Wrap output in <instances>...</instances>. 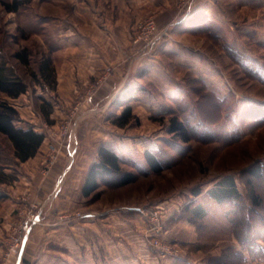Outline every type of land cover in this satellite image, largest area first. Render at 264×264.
I'll return each mask as SVG.
<instances>
[{
	"label": "rangeland",
	"instance_id": "obj_1",
	"mask_svg": "<svg viewBox=\"0 0 264 264\" xmlns=\"http://www.w3.org/2000/svg\"><path fill=\"white\" fill-rule=\"evenodd\" d=\"M11 1L0 0V65L28 86L27 93L9 98L20 113L18 125L35 128L45 139L34 164L22 169L11 143L0 134L4 263L18 260L21 239L25 240L22 257L27 255V231L42 223L40 209L50 206L52 187L71 160L70 148L79 141L63 194L76 190L101 145L115 150L124 159V171L135 173L137 179L125 186L102 183L97 196L82 200L78 216L102 204L138 208L129 217L144 224L150 247L171 252L180 259L178 264H264V252L253 257L242 245L254 238L264 249V176L256 179L249 172L254 165L264 170V0H174L157 17L146 15L137 25L135 39L141 23L148 20L155 21L158 37L152 45L135 43L145 51V67L138 73H122L126 84L120 93L130 91L122 102L130 100L135 116L123 128L116 125L124 108L116 103L120 93L113 103H95L105 92V83L120 72L76 71L81 56L58 54L63 28L74 26L78 31L72 23L60 24L59 1L26 0L17 12H10L4 3ZM65 12L73 14L72 9ZM187 19L190 23L182 27L174 25ZM19 52L28 62L16 56ZM87 54L82 56L88 58ZM47 58L54 68V79L49 81L39 74ZM58 74L77 75L87 82L80 80L85 85L73 95L59 89ZM47 111H51L48 119ZM172 117L189 128V143L168 133ZM146 150L155 152L164 164L161 173L149 170ZM226 175L235 177L244 194L243 205L220 206L206 196ZM249 179L262 197V208L250 209ZM27 186L31 190L26 192ZM197 189L202 191L199 196ZM52 203L57 206L58 199ZM197 203L207 211L201 220L191 213ZM34 215L39 218L35 224ZM169 235L175 239L170 244ZM156 240L158 246L153 245Z\"/></svg>",
	"mask_w": 264,
	"mask_h": 264
},
{
	"label": "crops",
	"instance_id": "obj_2",
	"mask_svg": "<svg viewBox=\"0 0 264 264\" xmlns=\"http://www.w3.org/2000/svg\"><path fill=\"white\" fill-rule=\"evenodd\" d=\"M58 1L63 8L60 24L72 23L78 30L75 31L74 26L63 28L64 34L61 36L64 43L63 47L60 45L57 48L58 54L62 52L63 56H81L78 61L83 62L78 63L76 71L103 72L114 69L121 74L115 75L105 83V92H102L95 102L105 105L113 103L126 84L124 73L129 71L138 73L145 67V51L142 45H137L134 41L138 23L146 15L157 17L162 13L163 7L166 8L174 2V0ZM66 9H72L73 14L65 12ZM188 22L189 19L180 23L174 22V25L181 26ZM70 30H74V33ZM85 44L87 47L83 46ZM164 47L167 48L166 45ZM86 53L89 59L82 56ZM67 67L68 65L63 67L66 72ZM66 77L64 74H58L59 89L66 88L73 95L80 94L78 87L81 90L87 79L83 80L77 75ZM80 80L85 83L81 84ZM79 149L80 143L76 141L70 148V162L57 178L51 195L48 196L50 206L47 209L43 207L40 209L41 215H44L42 223L27 231V255L14 260V264H178L180 259L175 258L171 252H164V249L158 251L150 247L145 237L144 224L129 217V212H136L140 210L138 208L127 206L112 208L102 204V208H94L88 213L77 215L81 210L82 200L87 198L82 191L88 171L98 159L95 158L86 167L76 190L63 194L66 177L74 167ZM34 158L25 162L19 161L22 169L34 164ZM25 190L27 192L31 189L27 186ZM54 199H58L57 206L51 204ZM171 229L173 230V227ZM2 237L0 231V264H6L3 256L5 240ZM173 240L175 239L169 235L166 242L169 241L170 244Z\"/></svg>",
	"mask_w": 264,
	"mask_h": 264
},
{
	"label": "trees",
	"instance_id": "obj_3",
	"mask_svg": "<svg viewBox=\"0 0 264 264\" xmlns=\"http://www.w3.org/2000/svg\"><path fill=\"white\" fill-rule=\"evenodd\" d=\"M25 3L26 0H12L10 3H4V6L10 12H17ZM16 56L28 62L24 53L19 52ZM39 74L48 81L54 79V68L52 67L50 58L42 61L39 67ZM35 76L40 81L39 75L35 74ZM27 91L28 86L23 80L16 77L15 74L4 65H0V93L5 96L0 98V134L9 140L14 150V156L21 162L34 158L38 154L45 139V135L36 131L35 128H24L18 125V122L21 121L20 113L15 105L9 101V98L17 99L22 94L27 93ZM125 93L128 95L130 91L128 92V90H125L120 93L116 99V103L120 102V105L124 107L121 114L116 118V125L122 128L135 118L132 107L128 104L130 100L128 102H122V98L126 95ZM47 105H50V103H47ZM44 114L48 119L51 115V111L44 112ZM168 133L175 137V139L184 143H189L191 141L189 128L177 117H172L170 119ZM144 157L146 165L151 172L158 174L164 170L165 166L155 152L146 150L144 152ZM123 163L124 159L120 157L115 150L106 145H101L98 149V161L94 162L88 171L83 186V195L85 197L97 196L102 183L108 186H125L134 182L137 179V175L133 172L124 171L122 168ZM263 171L264 170L260 166L256 165L252 166L249 170L251 176L256 179L264 176ZM112 180H115V183H112ZM247 185L250 187L248 196L250 209L262 208L263 200L256 192L253 180L249 179ZM201 194V190L197 189L195 191L196 196ZM206 196L212 202L220 206L229 203L234 204V206H240L243 205L244 201V194L240 191L238 183L232 175L220 179L215 186L206 191ZM194 206L191 213L195 220H201L207 216L206 209L200 203ZM235 224L239 226L240 221L237 220ZM253 240L243 241L242 245L247 246L250 256L255 257L257 253L264 252V249L257 244V240H255V242ZM233 254L239 256L240 253L235 252Z\"/></svg>",
	"mask_w": 264,
	"mask_h": 264
},
{
	"label": "built area",
	"instance_id": "obj_4",
	"mask_svg": "<svg viewBox=\"0 0 264 264\" xmlns=\"http://www.w3.org/2000/svg\"><path fill=\"white\" fill-rule=\"evenodd\" d=\"M140 30L141 32L135 39V43L139 42H147L146 45H152L155 42V39L158 37V31H157V25L154 20H148L146 23H141L140 25ZM33 223L39 222V218L37 215L33 216ZM30 223V221L25 222V226H27ZM160 230L157 228L155 233L159 234ZM153 245L158 246L159 245V240H156ZM24 246H25V240L21 239L20 243L18 244V247L16 249V254L18 257H21L24 251Z\"/></svg>",
	"mask_w": 264,
	"mask_h": 264
}]
</instances>
